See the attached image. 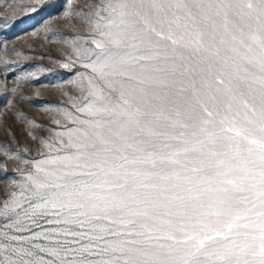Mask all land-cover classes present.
<instances>
[{
  "label": "snow or ice",
  "instance_id": "1",
  "mask_svg": "<svg viewBox=\"0 0 264 264\" xmlns=\"http://www.w3.org/2000/svg\"><path fill=\"white\" fill-rule=\"evenodd\" d=\"M87 8L45 33L72 91L34 105L55 127L22 118L38 158L4 152L29 167L0 195V264H264V0Z\"/></svg>",
  "mask_w": 264,
  "mask_h": 264
},
{
  "label": "rangeland",
  "instance_id": "2",
  "mask_svg": "<svg viewBox=\"0 0 264 264\" xmlns=\"http://www.w3.org/2000/svg\"><path fill=\"white\" fill-rule=\"evenodd\" d=\"M94 2L49 0L47 6H37L36 11H28L29 0H0V20L15 21L8 27L0 25V166L6 165V168H0V195L10 187L11 178H18L17 168L26 171L29 167L19 160L8 159L5 150L38 158L40 145L31 139L28 132L31 130L38 135L49 136L47 131L32 128L22 118L55 127L51 117L56 113L34 105L44 102L67 104L63 93L72 91L68 82L70 74L47 58L63 59L68 48L60 42L46 39L45 33L71 35L73 25L82 31L85 25L78 19L67 20L62 14L69 4L87 12V5ZM4 61L9 63L6 65ZM33 66L55 71L40 72ZM13 88L16 89L15 95L11 94ZM4 174L9 179H3Z\"/></svg>",
  "mask_w": 264,
  "mask_h": 264
}]
</instances>
